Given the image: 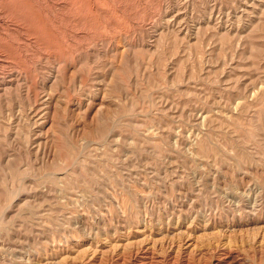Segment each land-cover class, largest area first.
I'll use <instances>...</instances> for the list:
<instances>
[{"label":"rangeland","instance_id":"obj_1","mask_svg":"<svg viewBox=\"0 0 264 264\" xmlns=\"http://www.w3.org/2000/svg\"><path fill=\"white\" fill-rule=\"evenodd\" d=\"M0 12V264H264V0Z\"/></svg>","mask_w":264,"mask_h":264},{"label":"bare ground","instance_id":"obj_2","mask_svg":"<svg viewBox=\"0 0 264 264\" xmlns=\"http://www.w3.org/2000/svg\"><path fill=\"white\" fill-rule=\"evenodd\" d=\"M1 13H2V12H0V14H1ZM1 16H2V15H1ZM1 16H0V17H1ZM3 18H4V17H3ZM4 20H5V19H4ZM5 22H6V21H5ZM76 30H77V29H76ZM20 32H21V31H20ZM74 32H75V31H74ZM76 32H77V31H76ZM72 35H73V33H72ZM26 39H27V38H26ZM69 39H70V38H69ZM30 40H31V39H30ZM22 43H23V42H22ZM25 44H26V43H25ZM2 55H3V54H2ZM2 57H3V56H2ZM43 59H44V58H43ZM1 61H2V60H1ZM7 61H8V60H7ZM15 61H16V60H15ZM0 64H1V63H0ZM3 65H4V64H3ZM8 74H9V73H8ZM17 76H18V75H17ZM14 77H15V76H14ZM15 79L17 80V78H15ZM2 80H3V79H2ZM12 80H13V79H12ZM20 80H21V79H20ZM6 81H7V80H6ZM1 82H4V81H1ZM18 82H19V81H18ZM1 84H2V83H1ZM1 84H0V86H1ZM12 84H13V83H12ZM3 85H4V84H3ZM9 85H10V84H9ZM10 88H11V87H10ZM0 89H1V88H0ZM5 89H6V88H5ZM5 89H4V90H5ZM8 89H9V88H8ZM8 89H7V90H8ZM5 91H6V90H5ZM99 108H100V107H99ZM46 111H47V110H46Z\"/></svg>","mask_w":264,"mask_h":264}]
</instances>
